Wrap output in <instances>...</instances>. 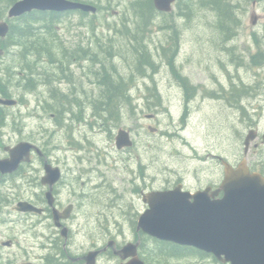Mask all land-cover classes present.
Segmentation results:
<instances>
[{
    "label": "rangeland",
    "instance_id": "374dc122",
    "mask_svg": "<svg viewBox=\"0 0 264 264\" xmlns=\"http://www.w3.org/2000/svg\"><path fill=\"white\" fill-rule=\"evenodd\" d=\"M81 1L94 6L96 13H61L51 29L39 23L44 28L35 33L47 38L50 47L35 49L56 51L54 57L63 63L50 64L45 55L36 56L44 58L45 63L32 62V56L22 57L23 65L27 62L33 73H42L35 75L33 90L23 88L24 81L15 83L17 77L13 75L21 63L19 47L10 46L5 53L0 49L2 83L17 101L15 107L6 110L4 141L35 138L44 146L58 144L62 153L68 154V161L77 141L83 144L87 137L94 144L81 152L90 158L85 166L94 170H82L75 161L66 172V180L82 195L79 202L88 203L78 215L80 224L73 228L77 243L88 244L93 239L99 242L109 234L118 237V243L132 238L126 223L105 227L109 226L106 219L125 221L119 209L123 208L121 200H127L135 187L134 175L127 166H131L129 155L113 151L120 129L132 133V154L138 156V165H145L142 171L147 173L148 185L154 183V189H162L177 177H183L191 188L217 181L219 167L210 159L211 154L221 155L231 164L244 159L250 169L264 175V145L260 138L264 132V0H230L233 6L229 21L219 18L217 11L201 0H177L171 12H157L145 28L140 27L131 5L135 0ZM11 24L21 28L19 20ZM22 44L27 42L23 40ZM141 45L155 67L138 74L140 56L135 49ZM80 48L88 52L89 58L73 61ZM8 69L13 75H8ZM110 74L114 80L121 77L129 95V101L112 113L94 105L100 100L98 81ZM183 80L196 88L189 102L181 97L179 85L184 84ZM60 82L67 87H61ZM57 90L67 97L65 101L55 102L60 95ZM58 118L61 125H57ZM250 129L257 130L259 136L245 155L243 141ZM74 175H86L84 184ZM123 192L121 199L118 195ZM86 219L89 223L83 226ZM24 232L23 228L14 229L15 236L21 238L19 245L11 251L3 248L12 264L23 262ZM148 248L149 254L143 258L147 264H221L205 254L168 258L155 240Z\"/></svg>",
    "mask_w": 264,
    "mask_h": 264
},
{
    "label": "flooded vegetation",
    "instance_id": "af4514ba",
    "mask_svg": "<svg viewBox=\"0 0 264 264\" xmlns=\"http://www.w3.org/2000/svg\"><path fill=\"white\" fill-rule=\"evenodd\" d=\"M79 50V52H73H78L79 54L78 57L73 58L74 61H76L77 58H89L86 50L82 48ZM63 54L64 53H62V55ZM85 54L87 55L84 56ZM36 56L33 57V62L45 63L44 58H36ZM64 57L71 59L68 55ZM37 59H41V61ZM89 60L91 61V59ZM34 74L40 76L42 73L39 72L38 75L33 72L26 73L27 81L30 80L33 84L36 80ZM43 75H45V73ZM62 81L64 80L62 79ZM61 83L62 82L59 83L61 87H67V84L66 86L62 85L65 82ZM179 87L182 88V100L189 102L193 99L196 92V88L193 87V85L188 86L186 82H184V84H180ZM32 88L29 87L26 88V90ZM2 90H4V88ZM57 92L60 93L58 90ZM220 93L221 92H219V94ZM8 95L7 98L5 96L3 99H13L10 93H8ZM209 95L213 97L215 94L210 91ZM7 109H9V107L0 104V162L9 159V150L14 148L19 142H22L4 141V131L8 128L6 124L8 118ZM60 120L61 118H58L57 125L62 124ZM122 130L129 134L132 145L130 147L117 149L115 144V149H113V151L117 154L129 155L131 166L128 164L127 166H129L130 171L134 175L135 187L129 192L130 197L127 200H121L123 208L119 207V209L124 214L121 213V216L125 221L121 222L119 219L114 218V222H110L106 219L109 226L106 225L105 227L108 229L110 226L113 227L114 224L121 226L123 223H126L132 231V238L128 240L123 238L122 242L124 243H118L119 238L109 234L108 236L105 235L106 239L102 238L99 242L97 239H93L87 244L77 243L76 238L73 237V228L80 224L78 215H81L83 208L88 207V203L85 201L79 202L78 198L82 195L76 190L72 183L66 180V172L72 169L75 161L77 164H81L79 167H81L82 170H94L85 166V163L90 161V158L87 157L86 154L83 155L81 153L83 149H92L91 145H94L92 142H89L87 137H85L87 141L84 143L82 142L86 146H83L79 141L74 143L76 146L75 152L69 161L68 158L65 160L68 154H63L62 147H58L57 143V147L52 146L53 143L51 146H44L38 143L35 138H27V140L23 141L30 145L28 156L25 157L14 170L9 171L8 168H0V264H12L10 262L11 260L5 257L7 253H4L5 251H3V248L7 249V251H11L14 250L16 245H19V240H21V238L16 237L14 234V229L17 230L18 228H23L26 231L22 238L24 241L23 249L25 253L22 257L23 262L20 264H126L131 258H123L124 253L118 254L117 252L128 244H136L137 258L147 264L143 261L144 254H149L150 249L148 245L154 244L155 239L143 234L141 230L137 229L139 218L149 209V205L144 202V198L150 193H164L172 191L177 187H180L181 192L189 193L202 191L207 187H210L211 190L214 191L223 180L222 161L225 160L234 167L238 164H231L221 155L211 154L210 159L217 162L219 167L216 173V177H218L217 181L209 183L208 185L191 188L187 186L183 177H177L173 182L170 184L168 183L162 189H154V183L149 186L151 183L148 185L145 179L147 173L145 172L144 174L142 171L145 165H138V156L132 154L133 148L135 147L132 133L127 129ZM94 152L98 153V150L95 149ZM105 154L107 157L111 156L109 153ZM246 165L249 167L247 162ZM123 167L125 168V166ZM250 172L256 171L250 169ZM51 173L58 174V178L53 181ZM84 178H86V175L85 177L80 176V178L76 176V180H80L82 184L85 182ZM152 180L154 181V178ZM140 181H143V184H141ZM122 194L125 193H119L118 195L121 199L124 198ZM208 194L210 195L211 191ZM220 196L221 193L219 194V197ZM125 215H129L130 217ZM85 223H89V220L86 219L83 226H85ZM82 244L88 246L82 248L79 246ZM152 253L153 251H150V254ZM90 254H94L95 256L93 260L89 259ZM7 255L9 258V254ZM188 256L189 255H181L179 257L186 258ZM5 259L7 263H4Z\"/></svg>",
    "mask_w": 264,
    "mask_h": 264
},
{
    "label": "water",
    "instance_id": "95a60500",
    "mask_svg": "<svg viewBox=\"0 0 264 264\" xmlns=\"http://www.w3.org/2000/svg\"><path fill=\"white\" fill-rule=\"evenodd\" d=\"M175 1L153 0V5L157 12L167 14ZM32 11L95 14L96 8L71 0H18L8 9L6 18H19ZM8 32L7 21H0V38H5ZM0 104L13 106L15 101L0 99ZM257 137L254 129L247 132L244 154ZM260 138L264 144V132ZM115 144L117 149L130 147L129 134L119 130ZM29 149V143L20 142L9 150V159L1 161L0 168L16 169L28 156ZM222 165L223 180L214 191L207 187L189 193L177 187L164 193L148 194L144 202L149 209L139 218L137 229L161 242L210 254L223 264H264V176L250 172L244 160L235 167L224 160ZM51 176L53 181L58 178L55 173ZM117 253L131 258L126 264H145L137 258L136 244H128ZM94 258V254H90L89 259Z\"/></svg>",
    "mask_w": 264,
    "mask_h": 264
},
{
    "label": "trees",
    "instance_id": "16d2710c",
    "mask_svg": "<svg viewBox=\"0 0 264 264\" xmlns=\"http://www.w3.org/2000/svg\"><path fill=\"white\" fill-rule=\"evenodd\" d=\"M16 1L17 0H0V20L5 18L7 9L12 4H14ZM201 3L203 5H208L212 7L215 11H217L219 18L223 19L224 21H229V18L232 13L231 8L233 6L231 5L230 0H201ZM131 5L133 6L134 11L138 16L141 28H145L147 24L151 22L152 17L154 16L155 18L157 15V11L153 7L152 0H135V2L133 1ZM185 7H186V4H185ZM59 15L60 13H55V12H31L30 14L24 15L16 19V20H19V22L21 23V28L18 26L20 29H16L17 27L11 24L8 35L5 37V39H0V49L3 53L7 52L10 46L19 47V59L21 62L18 66L19 71L14 72V75H13L11 70L8 69V72H9L8 75H13L17 77V81H15L16 85H20L21 81H24L25 83L22 86L25 89L29 87L30 88L33 87L32 85L33 83L30 80L27 81L26 79V73L33 72L32 68L29 66L27 67L26 64L23 65L24 59L22 57H26V56L34 57L36 55L38 56L45 55L46 61H48L50 64H57L58 62L63 63V60L58 61V59L54 57L56 54V51L51 52V50L46 49L44 52H39L38 50L35 49V47H41V48L50 47L47 38H44L41 35H36L35 33L37 30H39L41 33L42 28H44V27L39 26V23L44 22L51 29L52 24L56 22ZM221 19H220V22H223ZM36 24H37V27H36ZM23 40L27 42V45L22 44ZM21 47H23V49ZM142 48H144V46L141 45L137 49H135L139 51L138 55L140 56V58L138 59V63L136 65V72L138 74L139 73L142 74L144 69L147 67L149 68L155 67L149 55L145 53L144 51H142ZM27 51L29 52L26 53ZM86 55L87 54H85L84 56ZM41 59H37V60L41 61ZM25 61H26V58H25ZM32 62H33V59H32ZM168 62L170 64V62L172 61L168 60ZM2 80H3V77L0 76L1 95L4 97L5 96L8 97L9 95H8L7 85L3 84ZM183 82L185 81L183 80ZM98 84L101 87V93L99 94L100 100H98L97 103L94 102L96 109L102 110V111L109 110V112L112 113L114 112L116 108L117 109L119 108L122 102L129 101V95H128L127 88H126L127 85L122 83L121 77H119V80H114L113 78H111V74L108 76L104 75L103 77H101L100 81H98ZM3 88H5L6 90H2ZM65 98L67 97L60 94L55 97L56 99L55 102H58L59 99H62L65 101ZM56 109L57 111L59 110L57 107ZM155 241L158 242V244L160 245L159 251L168 258L179 257L181 255H189V254H198V255L204 256L203 253L197 250H194L192 248L180 247L177 245L160 242L157 240Z\"/></svg>",
    "mask_w": 264,
    "mask_h": 264
},
{
    "label": "bare ground",
    "instance_id": "6f19581e",
    "mask_svg": "<svg viewBox=\"0 0 264 264\" xmlns=\"http://www.w3.org/2000/svg\"><path fill=\"white\" fill-rule=\"evenodd\" d=\"M233 33V32H232ZM230 34V33H229ZM225 35V34H224ZM228 35V34H227ZM12 49V48H11ZM112 78V77H111ZM24 83V82H23ZM37 83V82H36ZM24 88V87H23ZM8 90V89H7ZM33 90V89H32ZM28 91V90H27ZM25 92V91H24ZM11 94V93H10ZM12 95V94H11Z\"/></svg>",
    "mask_w": 264,
    "mask_h": 264
}]
</instances>
